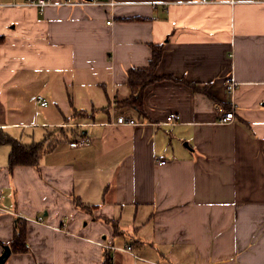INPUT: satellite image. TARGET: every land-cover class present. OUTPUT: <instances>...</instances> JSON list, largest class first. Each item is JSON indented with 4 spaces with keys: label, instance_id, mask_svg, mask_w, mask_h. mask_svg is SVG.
Returning a JSON list of instances; mask_svg holds the SVG:
<instances>
[{
    "label": "crops",
    "instance_id": "crops-1",
    "mask_svg": "<svg viewBox=\"0 0 264 264\" xmlns=\"http://www.w3.org/2000/svg\"><path fill=\"white\" fill-rule=\"evenodd\" d=\"M78 1L0 0V131L41 144L13 169L0 144V255L17 220L27 246L4 264H264V0ZM151 45L144 114L116 111Z\"/></svg>",
    "mask_w": 264,
    "mask_h": 264
},
{
    "label": "trees",
    "instance_id": "trees-1",
    "mask_svg": "<svg viewBox=\"0 0 264 264\" xmlns=\"http://www.w3.org/2000/svg\"><path fill=\"white\" fill-rule=\"evenodd\" d=\"M161 56V45H151V56L148 65L143 68H133L127 72L126 86L128 87L130 94L128 97L118 102L116 111L119 110L121 112L126 109H133L138 114H144L143 91L148 85L160 79V77L155 74V70L161 60ZM76 116L77 117L74 116L73 118L92 119L89 117L90 115L85 113H80ZM0 144H8L11 146V151L8 156L9 169H13L19 165H36L41 148L40 143L23 145L12 140L0 131ZM16 222V230L9 246L14 253H24L27 251V246L25 244L26 228L19 220ZM104 264H110V259L107 255L104 259Z\"/></svg>",
    "mask_w": 264,
    "mask_h": 264
},
{
    "label": "built area",
    "instance_id": "built-area-1",
    "mask_svg": "<svg viewBox=\"0 0 264 264\" xmlns=\"http://www.w3.org/2000/svg\"><path fill=\"white\" fill-rule=\"evenodd\" d=\"M203 3H208L211 2L210 0H202ZM23 5L26 6H33L37 7L39 10H43L46 6L49 5H54L51 0H24L22 3ZM70 5H96V6H108V7H113L115 5L114 0H80L75 3H66ZM107 24H109V21H107ZM236 84L234 82H230L226 86V90L229 93H232L235 89ZM36 103L39 104L41 107L47 106L48 101L44 99L42 96H38L36 98ZM115 109V108H114ZM115 113V112H114ZM179 116L176 114H169L166 119H165V124L166 125H175L179 121ZM234 120V112L229 110L228 112H225L222 116L219 117L218 122L225 124V123H230ZM110 125H127V126H135V125H140L138 121H135L133 118L128 117L123 114H116L114 120L109 123ZM91 123H86V122H75V123H64L59 125L60 128H71L73 130L74 136L72 139L69 141L68 145L71 148H79V147H85L90 144V136L87 133V128L91 126ZM159 165H163L165 161L163 160H158L157 162ZM0 211H5V209L0 206ZM41 220V217L38 218V221ZM153 264H159V263H153Z\"/></svg>",
    "mask_w": 264,
    "mask_h": 264
},
{
    "label": "water",
    "instance_id": "water-1",
    "mask_svg": "<svg viewBox=\"0 0 264 264\" xmlns=\"http://www.w3.org/2000/svg\"><path fill=\"white\" fill-rule=\"evenodd\" d=\"M10 254H11V251H10L9 246H4V250L2 254L0 255V264H4V262L10 256Z\"/></svg>",
    "mask_w": 264,
    "mask_h": 264
},
{
    "label": "rangeland",
    "instance_id": "rangeland-1",
    "mask_svg": "<svg viewBox=\"0 0 264 264\" xmlns=\"http://www.w3.org/2000/svg\"><path fill=\"white\" fill-rule=\"evenodd\" d=\"M58 130H59V129L56 128V129H53L52 131L58 133Z\"/></svg>",
    "mask_w": 264,
    "mask_h": 264
}]
</instances>
